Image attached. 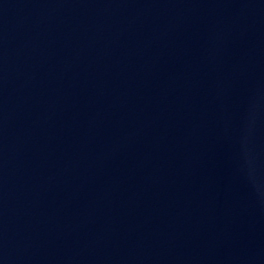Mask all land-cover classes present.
Listing matches in <instances>:
<instances>
[{
    "label": "water",
    "instance_id": "1",
    "mask_svg": "<svg viewBox=\"0 0 264 264\" xmlns=\"http://www.w3.org/2000/svg\"><path fill=\"white\" fill-rule=\"evenodd\" d=\"M0 264H264V0H0Z\"/></svg>",
    "mask_w": 264,
    "mask_h": 264
}]
</instances>
